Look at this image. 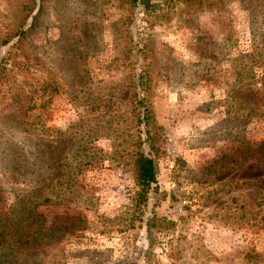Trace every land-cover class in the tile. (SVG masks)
Returning a JSON list of instances; mask_svg holds the SVG:
<instances>
[{
  "label": "rangeland",
  "instance_id": "1",
  "mask_svg": "<svg viewBox=\"0 0 264 264\" xmlns=\"http://www.w3.org/2000/svg\"><path fill=\"white\" fill-rule=\"evenodd\" d=\"M18 29L0 226L34 212L47 235L0 264H264V0H0Z\"/></svg>",
  "mask_w": 264,
  "mask_h": 264
},
{
  "label": "trees",
  "instance_id": "2",
  "mask_svg": "<svg viewBox=\"0 0 264 264\" xmlns=\"http://www.w3.org/2000/svg\"><path fill=\"white\" fill-rule=\"evenodd\" d=\"M133 5L139 3L144 8L150 5V0H130ZM23 29L15 31H0V46L6 45L14 37L19 40L23 34ZM7 57H3L0 60V74H3L7 69ZM15 66V65H14ZM135 181L138 186L141 187L138 196L145 200V192L149 189L150 185L156 182V168L155 162L152 157L139 153L136 158V176ZM21 201V200H20ZM50 201L49 198H44L43 202ZM36 213L29 212L26 218L31 219ZM10 220L8 223L0 226V251L6 246L10 252L19 251V248H25L26 253L28 252L29 246L33 243H39L43 237L47 235V230L40 228V223H32L29 219H16L9 216ZM19 249V250H18ZM14 264V263H13ZM27 264H30L27 262ZM95 264H127L124 261H118L113 263H102L100 261Z\"/></svg>",
  "mask_w": 264,
  "mask_h": 264
},
{
  "label": "built area",
  "instance_id": "3",
  "mask_svg": "<svg viewBox=\"0 0 264 264\" xmlns=\"http://www.w3.org/2000/svg\"><path fill=\"white\" fill-rule=\"evenodd\" d=\"M175 149H176L175 142L173 141L171 137H169L168 138V153L173 154L175 152ZM117 177L119 179L118 185H117V191L124 200H128L132 195V191H131V187L128 184L127 175L123 173L122 171H118Z\"/></svg>",
  "mask_w": 264,
  "mask_h": 264
}]
</instances>
